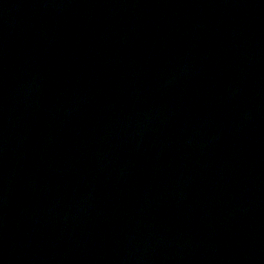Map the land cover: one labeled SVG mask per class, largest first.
Instances as JSON below:
<instances>
[{
	"label": "water",
	"instance_id": "1",
	"mask_svg": "<svg viewBox=\"0 0 264 264\" xmlns=\"http://www.w3.org/2000/svg\"><path fill=\"white\" fill-rule=\"evenodd\" d=\"M0 264H264V0H0Z\"/></svg>",
	"mask_w": 264,
	"mask_h": 264
}]
</instances>
